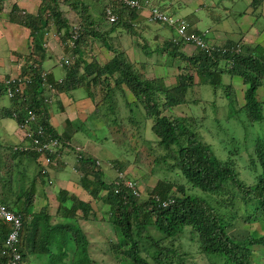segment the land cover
<instances>
[{
    "label": "trees",
    "instance_id": "trees-1",
    "mask_svg": "<svg viewBox=\"0 0 264 264\" xmlns=\"http://www.w3.org/2000/svg\"><path fill=\"white\" fill-rule=\"evenodd\" d=\"M262 1L252 0V3L261 4ZM102 2L100 8L93 7L92 10L82 0H41L34 13L10 12L8 16L9 24H18L27 30L28 43L26 51L22 52L21 74L30 75V85L23 91L25 102H20L22 106L18 110L12 109V106L10 109L0 110V117L13 118L15 113L16 122L23 123L25 118L33 113L35 115L33 126L48 136L47 140L58 138L59 145L52 149V154L56 153L54 160L56 164H64L65 152L70 151L68 147L71 146L73 136L81 132L80 130L84 132L85 128L75 125L78 130L66 129L62 134L51 123V103L44 98L48 89L41 78L45 55L51 53L50 48L43 45L44 36L54 27L64 42L76 38L73 49L79 53V45L87 37L86 34L92 33L94 37H101L104 42L105 36L117 28L132 30L131 22L138 16V10L119 4L115 0H101ZM106 7L113 9L119 19L106 33L101 34L98 23L103 15L105 17ZM94 11L101 19L94 18L91 13ZM190 17L191 15L186 18L187 33L196 36L199 34L206 38L205 33L196 27ZM215 20L217 19H214V22ZM219 21L218 19L217 22ZM181 43V40L171 38L163 42L162 47L157 46L154 52L164 50L168 56L183 59L202 81H206L214 89L222 87L228 99V106L234 112H242L244 121L251 125L264 121V94L261 96L258 94L260 88L264 89V46L260 43L242 45L226 39L221 46L213 43V51L210 54L198 48L194 53L186 54L180 50L183 46ZM144 49L148 50L147 53H152L146 45ZM80 60L83 61L81 58ZM80 60L78 58L74 66L78 67ZM74 66L67 67V75L61 83L52 81L48 76L47 81L53 83L55 92L82 86L83 76H77V71L72 80L69 79ZM84 66L85 74H91L92 70H89L86 64ZM182 71L178 74L179 80L176 79L173 84L157 85L156 80L142 79L127 60L116 55L98 69V76L106 75L105 78H112L115 83L112 89L108 88V84L104 86L108 88L107 94L110 95L104 98L102 105L107 100L110 104L109 109L115 114V93L121 91L126 95L127 91L122 85L126 86L127 90L133 93L136 102H131L130 107L135 105L139 107L141 104L146 109L143 121H151L150 128L155 136L154 141L146 140L144 137L148 132L142 134L139 132L142 121L128 117L131 121H136L124 127L130 137L120 134L118 138L119 142L124 140L128 144L125 153L127 158L125 161L110 159L108 164L122 172L130 162L127 153L131 150L135 151V161L143 159L148 162L153 159L156 163L167 164L170 169L179 170L181 182L173 183L167 179H158L152 186H142L140 180L125 176V179L116 185L114 182L118 179L116 176L110 182L104 181L100 159L84 154L75 156V170L78 171L75 178L78 179L79 187L88 191L91 198L99 199L108 205L106 215L100 222L104 221L117 232L118 242L114 245L122 256L134 264H186V257L198 253L213 256L220 260V264H252L255 248H264V234L256 235L254 232L248 234L245 231V236L240 237L242 232L239 233L235 226L239 219L251 223L257 219L258 214L264 218V130L257 133L252 151L248 152L255 178L252 184H247L237 175L232 160L219 159L210 144L193 130L197 119L172 113L173 106L188 102L186 95L194 85L191 74L186 73L185 69ZM223 74H228L231 81L232 78H239L242 81L241 100L237 98L234 85L221 80ZM96 80L97 77L94 76L92 81ZM17 100L19 99H14L15 103ZM192 101L198 102L196 99ZM202 116L203 114L199 117ZM231 118V114L226 115L228 121ZM218 120L215 124L220 127V121L223 119ZM234 120L238 126L245 125V122ZM114 122L121 124L118 119L112 121ZM227 135L237 137V134L231 132H227ZM132 138L135 139V148L132 146ZM163 152L166 154L162 156ZM17 153L37 158V154L30 151ZM157 155L160 157H154ZM166 157L172 158L174 164H169ZM62 168L63 165H53L52 172H46L40 181L45 185L49 177L56 173L54 170ZM6 177H9V171L6 172ZM126 179H132L133 185L128 186ZM48 185L54 188L53 184ZM53 193L56 194L58 202L56 213H61V217L68 219V222L59 221L51 224L49 215H43L42 210L40 211L42 218L29 219L27 216L30 214V201H27L21 210H15L22 216L23 221L20 240L15 248L21 255V264H28L29 254H46L50 264H95L88 253L87 236L81 230L76 217L78 210L83 212V218L89 215L92 209L91 201H83L66 189L55 188ZM7 205L12 208L9 203ZM185 227L189 231V237L193 236V243H188V238L185 240L178 236ZM150 228L159 234H151ZM8 231V226L0 221V247L4 245ZM111 250L113 255L116 248ZM7 257L8 255L3 256L0 253V264H7Z\"/></svg>",
    "mask_w": 264,
    "mask_h": 264
},
{
    "label": "rangeland",
    "instance_id": "rangeland-1",
    "mask_svg": "<svg viewBox=\"0 0 264 264\" xmlns=\"http://www.w3.org/2000/svg\"><path fill=\"white\" fill-rule=\"evenodd\" d=\"M26 1L30 2L26 3ZM185 1L186 0H156L155 5L165 10L167 13L178 15L182 10L186 12V9L190 10V7L193 8L197 2H203L207 5L205 7L193 9L192 14L196 17L194 21L196 27L204 33L208 30V34H205V40H209L219 46H221L226 39L236 41V43H241L242 45H255L256 43H260L264 46V1L262 4H259L257 2L251 3L252 0H191L190 5H185ZM40 2L41 0H0V7H2L0 11V57L2 59L0 60V63H2L0 65V76L2 73L8 71V64L10 62L14 68L18 67V70L23 66L22 52L26 51L28 43L24 37L25 31H27L26 29L24 30V27H19L18 25H11V27L7 26L10 21L8 18L9 13L24 14L33 12ZM82 2L92 10L93 7L97 9L103 4L101 0H82ZM169 2H172L174 5L172 9L168 7ZM208 4L210 5L208 6ZM91 13L95 19H101L96 11ZM192 14L191 19L193 18ZM246 14L248 17H244ZM141 18H145V16H137L136 19L131 22L132 30L121 26L122 28H117L108 33L105 36V44L101 37H94L92 33L86 34L87 37L79 45V53L73 49V45L69 41L64 42L58 40L57 37L45 36V39L47 38V47L50 48L49 52H51L45 55V62L43 63L47 71L51 68H61L62 77L55 79L56 82H60L67 75V67L74 66L75 61L81 58L83 61L80 60L81 62L78 64V67L74 66V69H72L73 73L69 76V79L72 80L77 71V76H83L82 86L71 90H73L72 93L75 95L85 93L90 95L89 97L96 103V110L94 112L96 116L94 121L91 119L90 122L93 124V129L98 126L101 127L95 130H85L83 133L73 136L72 142L81 146L84 155H91L100 159L104 181H112L118 171L112 168V164H108V160H126L127 157L125 153L128 144L124 140L119 142L118 138L120 134L126 135L128 138L130 137L124 127H128L131 125L130 123H135L136 121H131L129 118L134 117V119L142 121V128L139 132L140 134L145 131L148 132L144 137L146 140L151 139L154 141L155 136L150 128L151 121H143V114L146 109L141 106V104L139 107L137 105L130 107L131 102H135V97L133 93L127 90L128 88L126 86L122 85L123 89L127 91L126 95L121 91L115 93L114 104L117 109L115 114L109 109L110 104L107 100H105L104 105H102L104 98L110 95L107 94L108 88L112 89L115 83L114 79L105 78L106 75L101 74L98 76L99 67L109 62L116 55L127 60L132 65L133 69L140 74L142 79L151 81L156 80L157 85L173 84L176 77L178 79V74L182 73V70L185 69V72L191 74L193 77L194 85L189 89L186 95L188 102L173 106L171 110L172 113L178 116L188 115L192 116L194 120L197 119V122L193 125V130H195L205 142L210 144L214 154L219 159H231V163L238 176L243 179L245 183L252 184L254 182V176L251 175V173L253 174V170L252 163L250 164L249 161L248 152L252 151V144L256 139L257 133L264 130V121L256 122L252 125L249 124L248 121H244L245 117L242 112H234L228 106V99L222 87L214 89L206 81H202L201 77L197 76L198 74L196 75V72L183 59L168 56L167 51L164 50L161 52H154L157 46L162 47L163 42L169 40L171 36L176 37L177 35L169 27L161 26L159 22H146ZM214 19H219L220 21L217 22V20H215L214 22ZM98 24L100 25L101 34L106 33L111 27L104 15ZM209 29L212 31V35ZM53 32L54 28L48 30L50 35H52ZM220 34L222 35L220 36ZM145 42L146 44H144ZM145 45L149 51H152L151 54L147 53L148 50L146 51L144 49ZM9 47H11V49H9ZM180 50L187 54H192L197 48L194 44L187 43L181 46ZM61 55L63 56L61 62H64V64L68 66H64V64L62 67L60 65L58 66L59 57ZM84 64L87 65L89 70H92L91 74H85L86 68ZM94 76L97 77L95 82L92 81ZM221 80L226 84L231 82L234 85L237 98L241 100L243 91L242 81L239 78H232L231 81V77L228 74H223ZM107 84L108 88H104ZM90 92H93V95H91ZM258 94L260 96L263 95L264 89L260 88ZM192 99H196L198 102H194ZM136 100L138 99L136 98ZM127 101H129L128 106ZM202 114L203 116L199 117ZM228 114L232 116L229 121L226 119V115ZM116 119H118L121 124H117V122L112 123V121ZM218 119H223V121H220V127H217L215 124L216 121H219ZM234 119L239 122H245V125L243 126L240 124V126H238V124L234 123ZM70 120L73 126L78 124L80 128L83 127V123H80V116H76ZM7 122L14 125L11 119L2 120V118H0L1 139L7 138L6 140L8 141H14L15 136H10L11 131H9L5 124ZM8 123L7 125H9ZM227 132L237 134V137L235 136L232 138L230 135H227ZM135 145V139L132 138V146L134 148ZM3 150L6 151L5 149ZM134 152L135 151L130 150V152L128 151L127 153L130 162L124 167L122 171L123 175L126 174V176H130L132 179L140 180L142 186H152L159 178L170 180L173 183L181 182L182 178L179 170L170 169L167 164L163 162L156 163L153 159L148 162L143 159H137V161H135ZM72 154L70 158H72ZM152 154H154V151ZM165 154L166 152H163L162 156ZM154 157L160 156L157 155ZM166 159L169 164H174L172 158L166 157ZM1 165H3L1 169L4 172L5 180L3 178L0 179V181L4 183L0 186V196H2L4 200H10L7 191L11 192L13 194V200L16 201L13 207L17 210H21L26 206L24 201H32L35 198L36 201H33V206L30 208L34 217L42 218L41 213L43 212L44 215L46 214L44 211H47L50 216L49 222L51 224L59 221H69L66 218H62L61 213H56L58 202L55 195L53 194V198L49 201V196L44 195L43 185H40L38 189L35 174L41 166L37 167L34 163L29 165H10L8 160H5ZM156 165L163 166L158 168L155 167ZM8 171L9 177L7 178L6 172ZM73 173L76 174L72 171V174ZM21 174L24 175L22 179L20 177ZM6 178L8 181H6ZM19 179L21 181H19ZM33 179H35L33 183L35 185L30 186ZM52 181H56V174H54ZM75 183L79 184L77 178L75 179ZM29 186L30 189L28 191ZM47 186L53 189L52 185L46 183L45 187ZM49 187H47V189H49ZM77 189H80V187H77ZM81 189L80 191L82 192L83 190ZM69 191L74 192V189ZM102 193H104V191ZM194 193L201 194L199 191H194ZM84 195L87 196V198H84L85 200L88 199V201H91L92 209L89 215L85 216L86 218H83V212L81 210L76 212V217L81 230L87 236L90 258L95 264H134L131 260L122 256L114 245L118 242L119 235L117 232L104 221L100 222L106 215L108 205L104 204L99 199L90 198L86 190L83 192V196ZM74 196L77 197L76 195ZM41 209L42 212H40ZM45 219L46 217L43 218V220ZM235 228L239 230V233L242 232V235L240 233V237L245 236V231L248 232V234L254 232L256 235H263V215L258 214L257 219L251 223H246L242 221V219H239ZM230 230L229 228V231ZM149 231L151 234H159L153 228H150ZM182 231L179 232L178 236L186 240L189 236L187 227L183 228ZM194 233L197 235L196 232ZM174 237H176V235ZM187 242L193 243V236L189 237ZM112 248H116L113 255ZM253 253L252 264H264V248H255ZM27 258L29 259L28 264H50V260L46 254H29ZM185 262L186 264H220L219 259L209 256L208 254L203 255L202 253L188 258L186 257Z\"/></svg>",
    "mask_w": 264,
    "mask_h": 264
},
{
    "label": "clouds",
    "instance_id": "clouds-1",
    "mask_svg": "<svg viewBox=\"0 0 264 264\" xmlns=\"http://www.w3.org/2000/svg\"><path fill=\"white\" fill-rule=\"evenodd\" d=\"M116 1V0H115ZM139 3H140V5H142V7L140 8V7H134V8H131V7H129V6H127V5H125V4H123L122 2H120V1H117L119 4H122V5H124V6H126V7H129V8H131V9H134V10H138V16H145V18H141L142 20H144V21H146V22H152V21H156V22H159V24L161 25V26H167V27H169L177 36L175 37V36H171L170 37V39L171 38H173V39H175L176 41H178V40H181L182 41V43L181 44H187V43H191V42H187V41H185L183 38H182V36L178 33V31H177V29H178V27L179 26H181L182 24H184L185 25V32H186V34L187 35H190V34H188L187 33V26H188V21H187V16H189V15H191L192 13H191V11L190 12H185V13H183V12H179V14L178 15H173V14H168L167 12H165L164 10H162V9H160L158 6H156L155 5V3H156V0H137ZM264 1V0H263ZM263 1L261 2V4L263 3ZM172 2H169V5L168 6H170V4H171ZM251 3H252V1H251ZM172 7H174V6H172ZM154 10L157 12V13H159V14H161V15H163L164 17H166L167 19L166 20H164V19H158V18H154ZM115 13V12H114ZM116 14V19L114 20V21H112V22H110L108 19H107V17H106V15H105V19L107 20V22H108V24L109 25H113L114 23H116L117 21H118V15H117V13H115ZM193 15V14H192ZM263 17H264V15H263ZM169 20H172V22H170ZM196 19H195V17H194V15H193V18H192V21L194 22ZM16 25H18V24H16ZM20 27V26H19ZM54 28V27H53ZM23 29V28H22ZM25 29V28H24ZM71 29H73V26L71 25ZM210 30V29H209ZM207 31L208 30H206L205 31V34H208L207 33ZM45 36H53V38H55V37H57L58 38V40H61V41H63V39L62 38H60V33H58V32H56L55 31V29H54V32H53V34L52 35H50L48 32L47 33H45ZM45 36H44V46H46L47 47V38L45 39ZM197 36H199L200 38H202V40L209 46V48H208V50H205V49H203V48H201V47H199V46H196V48H198V49H201V50H204L206 53H208V54H210L212 51H213V47L214 46H212V42L211 41H207V40H205V38L203 37V36H200L199 34H197ZM75 40H76V38H71V39H68L67 41H69L72 45H73V47H74V45H75ZM193 44V43H192ZM218 45V44H217ZM219 46V45H218ZM218 49H220V47H218ZM187 54V53H186ZM59 61H58V66L60 65L61 67L63 66V64H64V62H61V60L63 59V56L61 55L60 57H59ZM45 62V61H44ZM23 64V63H22ZM65 65H67V64H64V66ZM44 66V65H43ZM23 68V66L22 67H20V71L19 72H17V73H15L14 75H8V76H3V78L0 80V99H1V97H4V98H6V99H8L10 102H11V104L8 106V107H2V108H0V110H3V109H10L11 108V106H12V109H19L21 106H22V104L20 105V102H25V97H23V91L28 87V85H30V81L29 82H21V81H19L18 79H21V80H24V79H29L30 80V75H27V74H21V69ZM28 71V70H27ZM27 73V72H26ZM29 73V72H28ZM48 76L50 77V71L48 70L47 71V69H46V67L44 66V69H43V71L41 72V78H42V82H43V84L46 86L45 88H47L48 89V93H46V95L47 96H44V98H46V100H47V102H49V103H51V105L54 103V93H55V88H54V85H53V83L51 82V83H48V81H47V79H48ZM51 78V77H50ZM176 79H177V77H176ZM52 81H54V82H56L55 80H52ZM60 82H62V81H60ZM59 81L58 82H56V83H60ZM175 82H176V80H175ZM9 89H11L12 90V95H9V92H8V90ZM17 89V90H16ZM65 92V91H64ZM16 98H18L19 100H17L16 101V103H15V101H14V99H16ZM17 105H20V106H18L17 107ZM51 105H50V109H51ZM17 107V108H16ZM96 110V109H95ZM114 112L116 113V109L114 110ZM94 116H96V113H94ZM14 118V119H13ZM13 118H11V119H13V120H15V113L13 114ZM33 120H35V115L33 114V113H31V114H29L28 115V117L27 118H25V120L23 121V123H17L16 122V120H15V122H16V127H17V129L20 131V133H21V135H22V141H23V143L21 144V143H19V144H15L14 146L13 145H10V147H11V150L13 151V152H17V151H30V152H32V153H34L35 155L37 154V158L36 159H34L35 160V162L38 164L37 165V167L38 166H41V167H39V169H38V171H37V173H36V175H35V179L37 180V179H39L40 180V178H41V176L42 175H44L46 172L48 173V172H52V167H53V165H59V164H56L55 162H54V160H55V158H56V153H53L52 154V149L51 150H46V151H48V152H46V151H44V150H42V151H38L36 148H35V143H34V137H36V138H39L43 143L44 142H48V141H57L58 140V138H52V139H50V140H47L46 138L48 137V136H46V135H44V133L42 132V134H38L37 133V130H38V127H37V129L33 126V124H32V121ZM84 123V122H83ZM77 126H79L78 124H77ZM99 127H101V126H98L97 128H99ZM28 132H31L32 133V136H29L27 133ZM114 133V132H113ZM115 134V133H114ZM57 145H59L58 144V142H57ZM13 146V147H12ZM68 149H70V147L68 148ZM78 150H80L79 152H78V155H80V154H83V149L81 148H76V151H78ZM97 158V157H96ZM98 159V158H97ZM161 166H163V165H156L155 167H161ZM238 175V174H237ZM251 175H253L252 173H251ZM125 176H126V174L125 175H123V172H121V171H118V173H117V175H116V177L118 178V179H116V180H114V182H116L115 184L117 185L118 183H119V181L120 180H122V179H125ZM254 176V175H253ZM253 178H255V176L253 177ZM160 179V178H159ZM243 180V179H242ZM244 181V180H243ZM245 182V181H244ZM42 183V182H41ZM47 184L49 183H51V184H53L54 182L52 181V176L51 177H49V180H47V182H46ZM126 183H127V185L128 186H132L133 185V181H132V179H126ZM33 185H35V184H33ZM44 185V184H43ZM45 186V185H44ZM8 193V198L10 199L9 201H7V200H4L3 199V197L2 196H0V203H3V204H5L10 210H12L13 212H15L16 213V211H18L16 208H14L13 206H14V202H16L15 200H13V195H11L10 196V193L11 192H7ZM75 195V194H74ZM90 195V194H89ZM91 196V195H90ZM55 197H56V194H55ZM31 202V206H30V208L33 206V201H30ZM9 203V205L12 207V208H10L7 204ZM24 203H27V201H24ZM30 208H29V215L27 216L29 219H31V217L33 216L32 214H31V210H30ZM16 210V211H15ZM42 210V209H41ZM40 210V211H41ZM44 211V210H43ZM46 214H48L47 213V211H44ZM16 214H18V215H20L19 213H16ZM20 217L22 218V216L20 215ZM0 221H2L1 219H0ZM2 222H4V221H2ZM23 222V221H22ZM7 226H8V228H9V231H8V233L10 232V229H11V226H10V224L8 223V222H4ZM8 233H7V236H8ZM19 235H20V232H19ZM7 236H6V238H7ZM6 238H5V240H4V245H2L1 247H0V253H1V255H3V256H5V255H8V257H7V264H12L13 262H14V264H21V255H20V253H18V252H16L15 251V248H16V246H17V244H18V242H19V240H20V236L18 237V241L16 242V243H14V244H12V245H7L6 244ZM188 238H189V236H188ZM15 254H18L19 255V257L18 258H16V255Z\"/></svg>",
    "mask_w": 264,
    "mask_h": 264
},
{
    "label": "crops",
    "instance_id": "crops-1",
    "mask_svg": "<svg viewBox=\"0 0 264 264\" xmlns=\"http://www.w3.org/2000/svg\"><path fill=\"white\" fill-rule=\"evenodd\" d=\"M30 1H26V3H28ZM33 2V1H32ZM185 5H190L191 3V0H186L185 2ZM207 4L203 3V2H197L195 6L190 7L191 9H186L187 11L186 12H190L192 13V10L193 9H196L198 7H205ZM210 4H208L209 6ZM170 6H174L173 3L170 4ZM38 7V5H37ZM37 7H36V10H37ZM33 11V12H30V13H34L36 12ZM183 13H185L184 10H182ZM244 17H248L247 14L244 15ZM190 20L191 17L189 18ZM196 19V17H195ZM216 24V23H215ZM11 25H14L16 26V24H9L8 23V27H11ZM25 30V29H24ZM210 33L212 35V31L210 30ZM24 37H25V40L27 41V31H25V34H24ZM0 60L1 57H0ZM2 62V61H1ZM2 63H0L1 65ZM9 68H8V71H6L5 73H2L1 76H0V80L3 78V76H8V75H14L15 73L19 72L20 71V68L18 70V67L17 68H14L12 66V63L10 62L8 64ZM2 68V67H1ZM49 71L50 72V77L52 80H55L59 77H62V74H61V68H51ZM4 76V77H5ZM2 77V78H1ZM73 90H67V91H58L54 93V103L51 105V111H52V115H51V123L53 124V126H55L58 130V132L60 133H64L66 129H69L70 131L71 130H75L77 129L75 126H73L71 124V120L70 119H73L75 118L76 116H80L81 117V120H80V123H83V128L84 131L85 130H95L92 128V125L90 120L93 119L94 121V112H95V109H96V103L93 101L92 98H90L89 96L90 95H87L86 93L85 94H80V95H75L72 93ZM91 95H93L92 93L93 92H90ZM11 104V102L4 98V97H1L0 99V108L2 107H8L9 105ZM2 118V120H7V119H11V118H5V117H0ZM13 124L14 125H11L10 123H8L9 125L6 124V127L9 129V131H11L10 133V136H15V139L14 141H8L6 140L7 138H3L1 139V135H0V179H4L5 180V175H4V172L3 170L1 169V165L5 160H8L10 162V165H13V164H16V165H29V164H36L38 165L34 158L31 156V155H20L19 153L17 152H13L10 147V145H15V144H19V143H23L22 141V135L20 133V131L17 129L16 127V122L15 120L11 119ZM88 120V121H87ZM78 130V129H77ZM81 132H77L75 134L78 135L79 133H83L82 130H80ZM87 136V135H86ZM88 138V136H87ZM9 142H12V143H9ZM71 147H70V151H66L65 152V162L64 164H59V165H63V168L62 169H55L54 171H56V173L54 172L53 174H56V181L53 183L54 185V190L55 188H58V189H66V190H71V189H74V194L81 200L83 201H88V199H84V198H87L86 195L83 196V192L85 190H83L82 192L80 191V189H77V187H79V184H76L75 183V176L78 174V171L75 170V164H76V158L75 156L78 155V151H76V148H80L81 149V146H79V144H75L72 142L71 140ZM12 146V147H13ZM5 149L6 151H4L3 149ZM73 150V151H72ZM73 153V154H72ZM72 154V158H70V155ZM5 157V158H4ZM4 158V161L2 162ZM72 171L75 172L76 174H72ZM52 174V179L54 177V175ZM2 175V176H1ZM36 175V174H35ZM81 175V174H80ZM78 176V175H77ZM21 179L24 177L23 174L20 175ZM19 181H21L19 179ZM35 182V179L33 180ZM30 184V186L33 185V182ZM4 183H2L0 181V186H2ZM40 185H43V183H41V181L39 179H37V186H38V189L40 187ZM30 186L28 187V191L30 189ZM34 186V185H33ZM75 186V187H73ZM49 187V186H47ZM47 187H45L43 185V191H44V195H47L49 196L48 200L51 201V199L53 198V196L55 195L53 193V189L51 187H49V189H47ZM54 194V195H53ZM13 195L12 193H10V196ZM91 198V196H90ZM32 201H36V199L34 198ZM36 212V211H34ZM34 216L31 217V219L33 218ZM50 217V216H49Z\"/></svg>",
    "mask_w": 264,
    "mask_h": 264
},
{
    "label": "built area",
    "instance_id": "built-area-1",
    "mask_svg": "<svg viewBox=\"0 0 264 264\" xmlns=\"http://www.w3.org/2000/svg\"><path fill=\"white\" fill-rule=\"evenodd\" d=\"M116 1H120L123 4L134 8V7H142V5H140V3L137 0H116ZM105 15L107 17V19L112 22L116 19V14L113 12V9H111L110 7H106L105 10ZM154 18H158V19H164L166 20L167 18L164 17L163 15L157 13L154 10ZM170 22H172V20H169ZM178 33L182 36V38L187 41V42H191L196 46H199L205 50H208L209 46L202 40V38H200L199 36L196 35H187L185 32V25L182 24L181 26L178 27L177 29ZM21 82H29L30 80L24 79H18ZM17 90V89H16ZM9 95H12V90L9 89L8 90ZM38 134H42L41 130H37ZM29 136H32L31 132L27 133ZM34 143H35V148L38 151H46V150H51L53 149V147L55 145H57V141H48V142H42L39 138L34 137ZM0 219L4 222H8L11 226L10 232L8 233V236L6 238V244L7 245H12L14 243H16L18 241V237H19V232L21 230L22 227V218L20 217V215L16 214L15 212H13L12 210H10L5 204L0 203ZM16 258L19 257L18 254H15ZM14 264V262L12 263Z\"/></svg>",
    "mask_w": 264,
    "mask_h": 264
}]
</instances>
